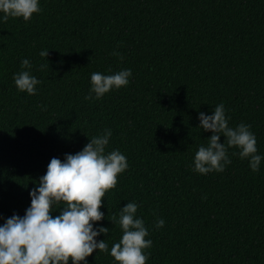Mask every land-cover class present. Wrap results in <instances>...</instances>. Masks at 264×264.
I'll return each mask as SVG.
<instances>
[{
  "label": "trees",
  "instance_id": "16d2710c",
  "mask_svg": "<svg viewBox=\"0 0 264 264\" xmlns=\"http://www.w3.org/2000/svg\"><path fill=\"white\" fill-rule=\"evenodd\" d=\"M40 8L27 22H0V215H24L50 159L110 128L106 152L118 149L129 167L102 197L97 223L109 232L97 239L109 249L118 242L112 220L135 202L153 242L146 264H264V160L253 172L233 147L224 171L192 170L212 134L198 114L220 103L229 126L251 125L264 155V0H40ZM25 58L41 81L34 95L13 80ZM126 68L127 86L86 98L93 72ZM87 260L117 264L98 249Z\"/></svg>",
  "mask_w": 264,
  "mask_h": 264
},
{
  "label": "clouds",
  "instance_id": "9594fccd",
  "mask_svg": "<svg viewBox=\"0 0 264 264\" xmlns=\"http://www.w3.org/2000/svg\"><path fill=\"white\" fill-rule=\"evenodd\" d=\"M40 11V0H0V22L9 17L27 22ZM48 50H41L39 55L47 57ZM113 55L124 59L118 52ZM31 68L30 60L22 59L23 70L15 73L13 80L19 91L34 95L41 81L31 74ZM132 75L127 68L108 75L93 72L86 98H92L94 93L96 99H101L110 90L127 86ZM198 119V127L212 134L207 144L195 152L194 172L206 175L224 171L231 163L228 149L233 147L239 149L241 159L248 160L253 172L260 170L264 155L258 153L251 125L229 126L230 117L223 103L215 105L211 114L199 112ZM111 135L112 130L105 129L101 135L91 137L82 150L65 153L63 160L51 158L46 172L29 190L30 205L24 215H0V264H88L87 257L97 249L112 256L117 264H146L150 255L146 250L153 242L146 239L149 229L137 216V203L128 202L121 207L118 220H112L122 232L118 242L109 249L105 239H97L109 232L108 227L97 223L105 217L102 197L117 186L118 175L129 167L126 156L118 149L106 152ZM221 136L225 137L223 142ZM57 209L59 214L53 216ZM164 224L162 218H157L155 228Z\"/></svg>",
  "mask_w": 264,
  "mask_h": 264
}]
</instances>
